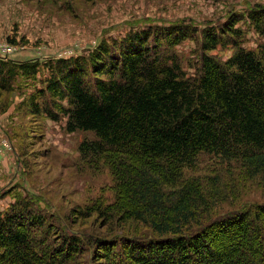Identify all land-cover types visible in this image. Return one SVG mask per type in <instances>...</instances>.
I'll use <instances>...</instances> for the list:
<instances>
[{
  "label": "trees",
  "instance_id": "obj_1",
  "mask_svg": "<svg viewBox=\"0 0 264 264\" xmlns=\"http://www.w3.org/2000/svg\"><path fill=\"white\" fill-rule=\"evenodd\" d=\"M245 26L262 38L254 49L243 45ZM190 38L198 41L202 60L193 78L175 56ZM219 48L233 52L225 60L207 54ZM3 92L22 96L28 116L66 120L69 133H94L79 151L94 160L104 157L116 177L119 205L110 210L152 231L123 239L122 252L137 264H236L243 237L251 242L244 264H264V248L256 247L257 238L264 246V229L254 225L264 221V206L211 218L205 213L218 200L182 177L207 154L239 160L264 179V5L202 29L150 25L113 42L101 39L86 53L44 62L0 57ZM211 190L219 199L227 193L217 179ZM103 216L113 227L116 220ZM46 220L25 199L0 211V264L73 261L78 238L51 248L33 234L30 228L42 232ZM118 243H105L104 255Z\"/></svg>",
  "mask_w": 264,
  "mask_h": 264
},
{
  "label": "rangeland",
  "instance_id": "obj_2",
  "mask_svg": "<svg viewBox=\"0 0 264 264\" xmlns=\"http://www.w3.org/2000/svg\"><path fill=\"white\" fill-rule=\"evenodd\" d=\"M260 4L264 0H0V57L44 62L86 53L101 39L113 42L150 25L219 26L234 14L246 16ZM261 41L245 26L244 47L254 49ZM232 52L219 48L207 54L225 60ZM175 56L187 77L198 75L202 60L197 40L190 38L177 46ZM22 100L18 93L0 94V211H7L16 199L28 200L32 209L47 218L42 232L30 229L38 238L49 240L51 248L65 238H78L80 251L69 264H137L122 252L123 239L152 231L122 220L117 209L110 210L119 205L116 177L104 157L94 160L79 151L82 141L95 139L94 133H69L66 120L28 116L20 107ZM224 161L201 155L182 173L183 179L198 182L208 199L218 200L205 214L216 218L264 206L262 175L252 176L239 160ZM215 179L226 190L225 198L209 194ZM127 199L134 208L130 195ZM103 213L116 220L113 227ZM256 221L254 225L264 229V221ZM242 239L236 264L246 262L245 252L250 249V239ZM112 240L119 243L106 257L107 251L101 248ZM257 243L258 249L264 248L261 238Z\"/></svg>",
  "mask_w": 264,
  "mask_h": 264
}]
</instances>
